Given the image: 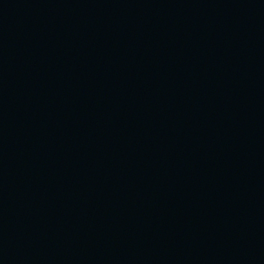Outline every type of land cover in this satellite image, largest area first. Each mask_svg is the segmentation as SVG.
Masks as SVG:
<instances>
[{
	"label": "water",
	"instance_id": "1",
	"mask_svg": "<svg viewBox=\"0 0 264 264\" xmlns=\"http://www.w3.org/2000/svg\"><path fill=\"white\" fill-rule=\"evenodd\" d=\"M0 264H264V0H0Z\"/></svg>",
	"mask_w": 264,
	"mask_h": 264
}]
</instances>
